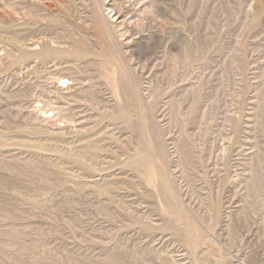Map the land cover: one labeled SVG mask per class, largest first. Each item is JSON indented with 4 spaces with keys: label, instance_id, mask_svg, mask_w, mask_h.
I'll list each match as a JSON object with an SVG mask.
<instances>
[{
    "label": "rangeland",
    "instance_id": "obj_1",
    "mask_svg": "<svg viewBox=\"0 0 264 264\" xmlns=\"http://www.w3.org/2000/svg\"><path fill=\"white\" fill-rule=\"evenodd\" d=\"M0 264H264V0H0Z\"/></svg>",
    "mask_w": 264,
    "mask_h": 264
}]
</instances>
